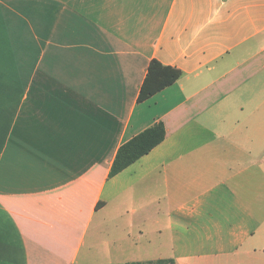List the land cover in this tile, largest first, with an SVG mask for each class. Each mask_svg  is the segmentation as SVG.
I'll return each mask as SVG.
<instances>
[{
  "label": "crops",
  "instance_id": "1",
  "mask_svg": "<svg viewBox=\"0 0 264 264\" xmlns=\"http://www.w3.org/2000/svg\"><path fill=\"white\" fill-rule=\"evenodd\" d=\"M78 258L264 264V0H0V264Z\"/></svg>",
  "mask_w": 264,
  "mask_h": 264
},
{
  "label": "trees",
  "instance_id": "2",
  "mask_svg": "<svg viewBox=\"0 0 264 264\" xmlns=\"http://www.w3.org/2000/svg\"><path fill=\"white\" fill-rule=\"evenodd\" d=\"M181 75L175 67L164 65L156 59L150 61L145 79L140 87L138 101L145 100L167 85L173 83ZM165 127L157 122L124 142L117 150L112 162L109 176L123 170L142 155L148 153L165 138Z\"/></svg>",
  "mask_w": 264,
  "mask_h": 264
},
{
  "label": "rangeland",
  "instance_id": "3",
  "mask_svg": "<svg viewBox=\"0 0 264 264\" xmlns=\"http://www.w3.org/2000/svg\"><path fill=\"white\" fill-rule=\"evenodd\" d=\"M84 249L85 248L83 247L81 251L83 252ZM82 252H80V253H82ZM139 260L140 259L118 260V262L116 264H166V261H158V260H156V261L143 262L142 260H140V261ZM78 261H79V258H78L76 264H79ZM98 262H100V261H98Z\"/></svg>",
  "mask_w": 264,
  "mask_h": 264
}]
</instances>
